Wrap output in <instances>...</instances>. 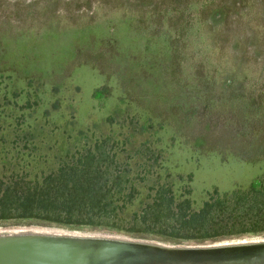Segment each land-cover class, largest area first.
I'll return each mask as SVG.
<instances>
[{"label": "rangeland", "instance_id": "1", "mask_svg": "<svg viewBox=\"0 0 264 264\" xmlns=\"http://www.w3.org/2000/svg\"><path fill=\"white\" fill-rule=\"evenodd\" d=\"M186 84L197 85L221 118H235L223 107L240 98L234 104L247 105L243 114L257 135L222 137L230 140L220 144L226 161L202 153L204 146L196 151L175 102ZM103 85L112 96L99 102L92 93ZM221 126H211V142H220ZM106 135L127 140V151L160 143L175 189L192 176L196 208L213 189L229 192L262 177L264 162L230 154L264 150V0H0V162L35 157L49 169L80 143ZM25 227L57 226L0 223ZM255 237L264 234L217 241Z\"/></svg>", "mask_w": 264, "mask_h": 264}, {"label": "trees", "instance_id": "2", "mask_svg": "<svg viewBox=\"0 0 264 264\" xmlns=\"http://www.w3.org/2000/svg\"><path fill=\"white\" fill-rule=\"evenodd\" d=\"M158 83L164 87V83ZM220 88L226 89L224 83ZM111 93L112 88L103 85L93 91L92 98L102 102ZM176 100L187 115L186 123L195 138L192 145L199 147L194 148L196 151L204 146L202 153H215L226 161L221 145L234 137L257 135L248 129L250 120L243 114L247 105L234 104L240 98L223 107L235 118H221L197 85L186 84ZM218 121L223 136L219 138L218 133L214 140L220 142H211L209 131ZM229 135L232 138L223 142L222 137ZM127 145V140L111 135L95 137L67 152L49 169L42 168L48 160L35 157L1 160L0 223L32 221L77 230L105 229L172 243L264 234V174L246 187L223 193L213 189L196 208L191 199L192 176L180 178L181 190L175 189V178L164 167L160 143H142L131 151H127ZM251 151L254 154L230 155L244 162H264L261 146L254 145Z\"/></svg>", "mask_w": 264, "mask_h": 264}, {"label": "water", "instance_id": "3", "mask_svg": "<svg viewBox=\"0 0 264 264\" xmlns=\"http://www.w3.org/2000/svg\"><path fill=\"white\" fill-rule=\"evenodd\" d=\"M0 264H264V237L172 243L62 227L0 228Z\"/></svg>", "mask_w": 264, "mask_h": 264}]
</instances>
